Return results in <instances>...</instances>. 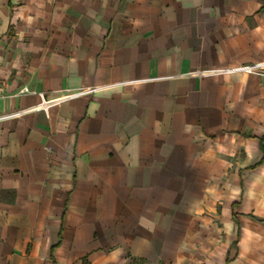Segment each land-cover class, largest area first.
Masks as SVG:
<instances>
[{"label":"crops","instance_id":"1","mask_svg":"<svg viewBox=\"0 0 264 264\" xmlns=\"http://www.w3.org/2000/svg\"><path fill=\"white\" fill-rule=\"evenodd\" d=\"M261 63L264 0H0V264H264Z\"/></svg>","mask_w":264,"mask_h":264},{"label":"built area","instance_id":"2","mask_svg":"<svg viewBox=\"0 0 264 264\" xmlns=\"http://www.w3.org/2000/svg\"><path fill=\"white\" fill-rule=\"evenodd\" d=\"M264 69V63L261 64H257L254 67H245V68H239L236 69L234 71H241V72H254V71H262ZM94 91V89H89V90H83L81 93L83 94H90ZM46 107V106H43ZM22 112H13L10 114H6V115H1L0 116V122H4V121H8L11 120L13 118H17L19 116H21Z\"/></svg>","mask_w":264,"mask_h":264},{"label":"rangeland","instance_id":"3","mask_svg":"<svg viewBox=\"0 0 264 264\" xmlns=\"http://www.w3.org/2000/svg\"><path fill=\"white\" fill-rule=\"evenodd\" d=\"M129 264H144V263H142V262H131Z\"/></svg>","mask_w":264,"mask_h":264},{"label":"trees","instance_id":"4","mask_svg":"<svg viewBox=\"0 0 264 264\" xmlns=\"http://www.w3.org/2000/svg\"><path fill=\"white\" fill-rule=\"evenodd\" d=\"M83 264H86V263H83Z\"/></svg>","mask_w":264,"mask_h":264}]
</instances>
